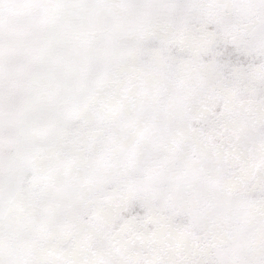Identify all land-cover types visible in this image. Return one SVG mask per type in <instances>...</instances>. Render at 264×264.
Returning <instances> with one entry per match:
<instances>
[{"label":"snow or ice","instance_id":"snow-or-ice-1","mask_svg":"<svg viewBox=\"0 0 264 264\" xmlns=\"http://www.w3.org/2000/svg\"><path fill=\"white\" fill-rule=\"evenodd\" d=\"M0 264H264V0H0Z\"/></svg>","mask_w":264,"mask_h":264}]
</instances>
